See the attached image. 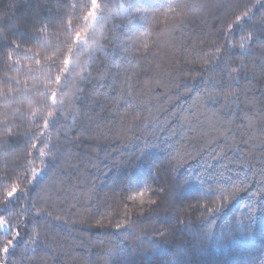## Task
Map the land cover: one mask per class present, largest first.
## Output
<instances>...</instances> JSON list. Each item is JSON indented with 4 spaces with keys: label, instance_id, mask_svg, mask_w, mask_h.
<instances>
[{
    "label": "trees",
    "instance_id": "1",
    "mask_svg": "<svg viewBox=\"0 0 264 264\" xmlns=\"http://www.w3.org/2000/svg\"><path fill=\"white\" fill-rule=\"evenodd\" d=\"M89 2L0 0V21L10 17L0 27L9 28L16 20L21 24L19 30L9 29V41H0V54L11 46V39H17L25 48L40 51L42 57L55 53L56 61H61V53L66 51L64 24L72 19L73 31L82 27L80 17ZM73 3L77 5L74 14L68 7ZM100 3L104 20L76 69L83 71L85 78L80 80L73 73L75 87L65 89V97L74 96L75 100L69 105L66 99L65 111L60 115L58 110L46 132L60 147L52 145L55 155L44 158L45 166L34 181L29 185L19 182L27 191L17 192L7 202L4 193L17 182V175L24 174L16 169L23 164L29 169L43 164L38 149L33 163L17 161V155L22 156L30 143L25 135L8 137L0 145V150L12 154L8 161L0 154V217L6 219V211L18 210L33 198L53 217L63 218L45 221L28 214L27 229L39 219L51 245L42 246L38 264H104L105 260L109 264H259L264 259V192H259L260 183H253L260 176L252 173L258 172L264 157L253 141L243 143L251 132L259 145V132L241 125L248 123L247 115L260 126L257 116L264 106V72L251 62L254 57L245 61L248 78L242 76L240 85L247 99L240 97V110L231 125L221 118L228 110L224 107L227 102L222 98L209 102L197 78V70L203 67L201 57L211 52L225 16L237 14L254 0ZM36 6H40L39 15ZM262 10L264 0L254 9L256 17ZM45 20L50 25L45 33L51 41L47 48L38 47L43 37L31 30ZM252 26L247 17L235 25L237 42ZM260 38L264 39V33ZM18 55L21 65L37 67L23 58L22 52ZM5 75L27 80L29 88L35 85L25 112L29 108L37 114L47 111L44 98L36 94L44 91L46 84L40 72L27 76L26 69L17 71L13 65L10 70L0 64V80ZM9 86L0 83V119L5 111L19 106L16 102L5 105L3 92ZM23 90L21 86L12 95L18 98ZM230 107L237 110L235 104ZM12 119L20 126L14 131L29 129V117ZM36 123L42 124V120ZM65 137L73 138L72 142ZM245 176L249 182L242 191L207 213L205 206L219 204V196ZM147 184L151 188L143 205L139 198L135 203L127 199ZM52 185L60 190L59 195ZM160 187L165 189L163 193L157 191ZM153 199L158 200L151 206ZM126 217L145 234L138 236L129 225L117 229L115 225ZM165 227L170 229L167 235H152ZM24 233L22 228L17 244L25 238ZM109 248L113 250L109 252Z\"/></svg>",
    "mask_w": 264,
    "mask_h": 264
},
{
    "label": "snow or ice",
    "instance_id": "2",
    "mask_svg": "<svg viewBox=\"0 0 264 264\" xmlns=\"http://www.w3.org/2000/svg\"><path fill=\"white\" fill-rule=\"evenodd\" d=\"M261 3V0H254L251 5H245L242 10L237 14L232 16H225L223 20V26L217 33V40L211 45V52L205 53L201 59L203 60V67L197 70V78L201 79L202 85H204L207 91V100L209 102H215L219 99L225 100L224 107L228 109L222 114V120L225 124L231 125L234 123V118L240 110V97L244 96L247 99V95L241 88L240 79L244 76L245 79L248 77L245 75L247 71V64L245 61L251 59L254 65H259L261 71L264 72V39L260 38V34L264 33V10L260 12L259 17H256L254 9L257 4ZM39 7L36 6V15H39ZM43 7H47L44 5ZM73 10V14L77 8L76 4H70ZM101 3L100 0H90L87 11L80 17L84 21V25L78 30L73 31V20L68 19L66 24H64L65 30L67 32L66 36V51L61 53L62 60L57 62L55 59V53L51 57L41 56L40 51H33L32 48H25L24 45L17 39L10 40V47L6 48L2 54H0V64L7 65L11 70L13 65H16V70L19 71L21 68L26 69V75L32 76L34 72H40L46 79L44 91H37L36 94L43 97V106L47 108V111L40 112L37 114L31 108L27 112L24 111V105L26 102H31L33 99V91L35 85L31 88L28 86V81H20L16 77H11L5 75L0 83H8L9 86L6 91L3 92V99L5 105L12 102L18 103V107L5 111L3 119H0V128L3 132L0 133V145L6 142L8 137L15 135H25L30 138V143L26 152L22 156L17 155V161L23 160L27 164L33 163L36 159L34 157V151L38 149L39 159L42 161V167H32L27 168L24 164L16 169V173L23 171V176H16V181L12 186L4 193V202H7L10 198L16 195L19 191H27L25 187H20L19 182H23L26 185L31 184L37 175L44 168V158L48 156H54L55 152L50 150L53 144L57 148L60 147L58 143H52L51 138L46 135L47 130L51 127L50 121L54 116L57 115L59 110L60 115L65 111V89L74 88L73 84V73L80 80L85 78L83 71L76 72L77 67H80L79 58L90 47V40L94 33L101 28L102 21L104 18L101 16ZM125 8V13L127 11L125 5H121ZM59 6H57L58 10ZM49 12L51 9H48ZM171 10V6H170ZM252 23V27L248 28L243 34L239 35V41L237 42L235 38L234 28L235 25L244 21L245 18ZM63 19V18H62ZM5 20H10V17H5ZM9 28L0 27V41H9V29L19 30L21 24L18 20L12 21L8 24ZM50 25L47 20L42 21L39 27H33L31 30L39 33L43 37V43L38 45V47L47 48L51 41L47 39L45 33L48 32ZM70 41V42H69ZM147 45H145V48ZM235 50V51H234ZM23 53V58L32 60L37 67H33L32 64L21 65V57L18 53ZM239 57V59H237ZM84 63H87L85 61ZM217 65L219 67H217ZM179 71V69H178ZM184 71H191V69H185ZM255 73H253V79L255 78ZM70 79H66L69 77ZM35 78V77H33ZM55 84L56 87L52 88L51 84ZM21 86L24 90L20 92V96L17 98L12 94L19 91ZM185 87L186 84L184 85ZM11 97V99H9ZM75 97L67 99V103L72 105ZM50 102V103H49ZM236 105V111H232L230 105ZM23 120L25 117H29V129L23 133L19 131H14V129H19V125L15 124L12 119ZM194 118L198 119V116ZM257 118L260 121V126H255L253 124V118L245 116L248 121L246 125H241L248 129L256 128L259 132V145H256L251 132L247 140L243 143L248 145L250 141H253V147H258L261 152V157H264V106H262ZM37 120H42V124L36 123ZM67 129V125L64 126ZM72 130V129H68ZM69 143L72 142L73 138L65 137ZM78 138V137H77ZM42 146V147H41ZM0 154L3 155L5 161L11 159L12 154L0 150ZM31 157V159H29ZM261 168L257 171H253L252 175L255 177L257 174L260 176V180L253 181V183H260L262 187L259 192H264V159L261 160ZM30 173V174H29ZM249 182L248 177H243L237 184H233L230 190H225L221 196H219L220 203L214 204L213 207H206L207 213H212L218 207L222 206V203L230 200L237 193L243 190ZM222 187V186H221ZM151 188L150 184L145 185L142 189L132 192L127 196L129 201L135 203L139 198L141 205H143V197L145 193ZM53 191L59 195V189L52 185ZM158 192L163 193L165 189L160 187L157 189ZM158 199L150 200V205H155ZM254 211V209H253ZM8 213L7 218L0 217V231L3 232V237H0V264H38V253L42 251V246L48 244L47 236L41 229L40 220L37 219L31 223L30 230L27 229L26 222H28V214L31 213L33 217L39 218L43 217L45 221L52 219L55 221H61L63 218L59 215L53 217L52 212H48L46 208L38 206V201H33L31 199L30 203L24 202L21 204L20 209L13 211H6ZM144 212L141 211L140 215ZM183 221V220H181ZM99 221L97 224L99 225ZM124 225L132 226L138 233V236L145 234V230L138 227L134 220H130L127 217L123 223H117L115 227L117 229ZM22 228L25 229V238L21 240L19 244L17 241L21 239ZM170 231L169 228H161L159 231L152 233V235L163 237L167 235ZM138 238V237H137ZM113 249L109 248L108 251L111 252ZM31 253V255L29 254ZM11 257L12 259H9ZM104 264H109L108 260L104 261ZM259 264H264V259L259 261Z\"/></svg>",
    "mask_w": 264,
    "mask_h": 264
}]
</instances>
